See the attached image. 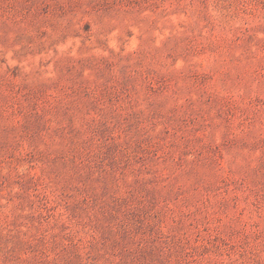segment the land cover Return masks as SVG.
I'll return each mask as SVG.
<instances>
[{"label":"rangeland","instance_id":"rangeland-1","mask_svg":"<svg viewBox=\"0 0 264 264\" xmlns=\"http://www.w3.org/2000/svg\"><path fill=\"white\" fill-rule=\"evenodd\" d=\"M0 264H264V0H0Z\"/></svg>","mask_w":264,"mask_h":264}]
</instances>
